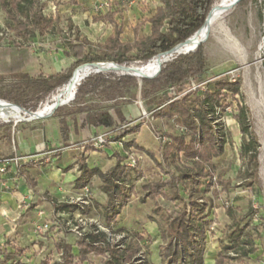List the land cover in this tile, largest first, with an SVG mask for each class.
<instances>
[{
  "label": "trees",
  "instance_id": "trees-1",
  "mask_svg": "<svg viewBox=\"0 0 264 264\" xmlns=\"http://www.w3.org/2000/svg\"><path fill=\"white\" fill-rule=\"evenodd\" d=\"M216 0H158L154 13L146 20L149 24V33L138 36L140 24L134 26L135 36L132 41H121L122 25L114 19V12L109 10L104 15L95 17L98 20H107L114 24V32L105 40V49L92 53L82 50L81 57L77 56L74 42L79 37H60L49 45V48L61 51L66 56L75 57L72 66L58 73L46 76L33 77L25 71L28 67L40 64L39 57L34 52V39L36 35L58 30L54 19L47 18L44 14V0H0V8L9 21L10 31L16 40L11 44L0 45V75H17L25 81L40 84L43 94L48 95L57 88L64 87L70 77L89 66H81L93 62H116L131 66L145 65L160 53L167 52L187 38L192 36L205 22ZM70 28V27H69ZM205 29L200 38L206 33ZM133 53L132 55L129 53ZM159 73L152 78H140L141 86L139 96L148 106L153 118H178L181 127L178 133H163L158 135L160 147L158 158L154 151L140 146L135 136L142 125L141 122L133 124L120 108L99 107L84 104L83 100L99 90L105 89L109 99L116 94L124 96L123 89L129 85H137L135 76L115 73H89L79 81L75 99L80 103L75 108L76 112L84 113L83 124L94 130L96 136L105 127H112L107 134H112V139L119 141L124 151L131 148L144 153L159 170L167 177L144 182L140 188L141 202H153L152 212L158 216V232L161 238L159 256L161 264H203L205 240L207 237V224L209 223L208 204L203 198V190L208 184L220 185L219 191H229V180L224 179V172L215 175L211 160L222 155L224 143L231 140V135L218 128L217 107L227 94L233 97L240 93V83L231 81L227 76H222L213 81L212 87L204 91L199 89L189 90L191 79L199 84L204 82L205 60L202 45L185 54H173L163 62ZM150 69L145 74L155 73L159 66ZM144 74V75H145ZM141 77V76H140ZM175 88L177 95L168 96V91ZM76 89V87H75ZM75 89L70 100L73 99ZM37 105L31 106V111H36ZM113 109L114 115L110 112ZM239 132V154L244 161L251 162L257 155V144L249 131L248 113L245 106L236 104V113H233ZM58 133L62 147L70 143V126L66 117L58 119ZM98 131V132H97ZM97 132V133H96ZM130 137V138H129ZM162 137L166 140L162 141ZM8 140V139H7ZM2 142V140L0 141ZM108 142H106V145ZM1 145V144H0ZM87 149L95 150L93 142H89ZM115 164L107 171L102 172L95 168L92 172L85 170L83 178L77 179V187L89 185L91 174H97L101 180V191L106 194L103 204L95 202L101 207V217L106 228L116 224L117 217L131 196L136 194L135 181L139 177L137 165L123 164L126 156L114 153ZM182 160L189 166L182 164ZM176 164L177 172L170 170V164ZM80 169L85 168L83 161ZM215 195L219 191L215 188ZM160 200L173 204L169 209ZM55 212L68 214L72 217L78 206L73 203L52 199ZM90 206H86L81 213H88ZM250 212L253 209L250 208ZM225 214L230 218L229 225L224 229L219 239V251L215 264H223L226 259L234 257H249L258 250L247 225H242V218H237L231 206H224ZM264 215V209H263ZM106 232H87L84 237L77 238L74 245H57V251L62 250L60 264H90L88 255H104L101 264H147V260L137 257L143 253L150 254L148 245L153 242L150 235L146 236L147 247L140 243L143 234L133 233V236L120 238L114 243L107 239ZM4 260L0 264H18L7 261L11 257L9 252L1 251ZM232 253L234 256H230ZM264 253L262 252L261 255ZM42 264H58L51 260H44Z\"/></svg>",
  "mask_w": 264,
  "mask_h": 264
},
{
  "label": "rangeland",
  "instance_id": "rangeland-1",
  "mask_svg": "<svg viewBox=\"0 0 264 264\" xmlns=\"http://www.w3.org/2000/svg\"><path fill=\"white\" fill-rule=\"evenodd\" d=\"M51 1H54V3L57 4L56 0ZM98 1L99 0L92 1L89 6L85 3L78 12H75L77 13L75 19L79 20L80 24V43H75L78 44V51L81 47L83 50L92 53L103 51L106 47L105 39L110 32L114 31V29H110V31L107 30L98 21L95 22L92 19V15H90L91 11H89V9L97 14L106 10L95 9ZM219 1L216 0L215 3ZM234 1L229 4V10L223 18L215 22L212 25L211 30L207 28L205 35L200 38V41L203 40L200 44L202 45L205 60L206 70L203 74L205 81L198 84L195 79H191L187 85L189 90H195L197 88L201 92L208 87L211 88L213 81L222 76H227L229 80L240 83V93L234 97L230 93L227 94L221 99L220 104L217 107V120L215 121V124L219 125L218 128H221L230 134L231 140H227L224 143V151L222 155L213 158L211 163L215 175L219 172H224L223 178L228 179L230 184L228 192L219 191L221 188L220 185L208 183L203 190V198L207 202L209 209V223L207 224L208 231L205 240L203 264H215L217 252L220 249L219 239L221 238L224 229L231 221L224 212V206L226 204L233 208L234 214L237 218H242V225L246 224L248 226L247 229L251 232V235L254 238V243L258 246V250L249 257H234L233 259H226L223 264H264V254L261 255L262 252L264 253V190L262 187V176L260 174V137H258L259 133H257L258 131L255 125L256 99L260 96L257 76L258 74L262 75L263 72V65L260 64L257 66L255 62L258 53L262 55V58L264 55V48L262 51L258 50V44L263 33L264 0H240L237 4H235ZM108 2L109 8H115L117 10V20L123 25L120 34L122 41L133 40L135 36L134 26L137 23L140 24L137 32L138 36L149 33V25L146 23V20L148 16L152 15L155 11L156 6L159 4L158 0H108ZM51 8V10H54V7ZM47 9V2H45L44 14L48 18ZM213 9L214 5L212 7V12ZM55 25L58 27V30L33 37L34 52L43 50L46 52L47 56H50L51 54H48L49 51L47 50V47L51 45L52 42L61 36L71 37L74 34L71 27H68L65 18H59L58 21L55 22ZM0 31L6 32V35L0 36L1 46L11 44L13 40H16V37H14L13 33L10 31L9 21L1 8ZM236 45H238V47ZM129 54L132 55L133 53L131 52ZM263 59L261 61H264ZM41 61L40 64L28 67L25 71L29 72L33 77H36L39 74L46 76L52 74L61 67L68 66L69 64V60L62 57L59 59L57 57H44ZM131 66L135 67V64L133 63ZM76 68L72 70L71 76ZM94 69L95 68H91L89 70L91 73H97L93 72ZM99 72L121 74L120 70L115 69L101 70ZM142 72L143 71L138 73L140 74ZM83 73L86 74L83 77L89 74L88 70ZM140 86L141 83L137 81V85L132 84L123 89L124 96L116 94V97L112 99H109L106 93L108 91H106L105 88L89 94L83 100V103L99 107L114 106V108H120L123 114L129 118L133 124L141 122V128L145 129L147 136L152 139L153 143L147 139H138V134L140 132L135 136L130 137H136L140 146L149 148L155 152L158 158H160L159 147L161 145L156 133H178L181 130V123L178 118H153L148 106L143 103L139 96ZM64 87L57 88L54 92L44 96L43 87L40 84L27 82L21 76L17 75H0V100L13 106L17 105V108L20 106L26 110L20 111L24 120L17 121L16 123H14V120L11 118L8 121L0 120V141L2 140V142H0L1 153H11V144L14 139L15 147L18 152H23L22 154H37L41 157L40 162L33 164L44 166L45 164L47 165L50 163L51 157L54 158L61 155L65 149H77L78 143L89 144V142H93L96 149H104L106 147V142H115L112 139L113 133L103 136L104 142L99 144L97 143L96 138L102 133V131H99L96 136H90L87 134L86 130L82 133L74 131L72 120H77V123L80 124L79 122L84 120V113L75 111V108L80 103V101L75 99V96L72 100H70L69 95L66 97L63 96L61 92ZM75 87L77 88L78 84H76ZM262 94L264 97V86ZM176 95L177 90L175 88L168 91L169 97ZM53 97H58L56 102L51 101ZM62 100H65L66 102L58 108L54 107L51 110H48L40 118L27 120L29 117L28 112L33 110L31 109V106L37 105L35 110L38 111V109H40L46 102L50 105L53 103H59ZM236 104H241L246 107L249 131L257 144V155L251 162L244 161L239 154L240 132L238 124L233 117V113H236ZM112 108L110 109V112L114 115ZM52 112L53 114H51ZM61 116L66 117V121L69 126H71L70 128L72 132L71 146L66 148H61L62 143L58 135V119ZM75 133L77 136H74ZM142 135L143 134H141V136ZM23 143H26L28 147L21 148ZM101 153L102 154L86 155L88 159L87 161H84V163L101 167L109 165L112 160L106 157L103 152ZM125 156L126 160L123 164H129L130 162L135 161V165H137L138 172L140 173L138 179L134 183L136 186V194L135 196H131L123 207L117 217L116 224L107 228V234H111L113 241H116L120 238L125 239L127 236H133V233L136 232L141 233L143 234V239L140 240V243L144 245V247H147L146 236L151 234L150 236L152 237L153 242L148 245V248H152L156 251L161 238L158 234L149 232H152L151 222L157 224L158 216L152 212V201L146 200L145 202H141L138 198L142 194L140 186L144 182L156 180L159 177L166 178L167 175L162 173L144 153L137 151L134 148H131ZM182 161L184 162H182L183 165H190L184 160ZM175 166L176 164L174 163L170 164V170L176 173L177 170ZM49 168L51 167L49 166L46 170L48 171ZM97 182L98 181L94 179V183L88 185L91 191L88 196L89 204L87 205L90 206V212L81 213V215L91 217L90 214L93 213L95 217L91 218L99 220L104 226L101 217V207L95 204V202H98L99 197L102 196L99 193V189L94 187V185H97ZM215 188L219 191L218 196L215 195ZM36 197L35 203L42 202L43 204L41 206L43 207L44 212L40 218L48 220L47 230L39 232L36 237L39 238V245L43 248V259L53 258L56 253L54 252V246L56 248L57 245H73L75 243L77 237L70 228L72 224H74L75 218L79 214V210H75L72 217L57 214L53 215L51 214V210L54 208L53 204L48 199L49 197L46 195H37ZM42 198H46L47 200L42 201ZM60 200L62 201L61 198ZM160 202L167 208L173 209L172 203L162 200H160ZM103 203H105V201ZM250 208L253 209V212H250ZM29 216L30 218L35 219V211L32 210L31 213H27L25 219ZM30 218H28V221L24 219L21 224V227L23 226V231L31 228ZM27 223L29 224L26 225ZM22 240L25 242L24 244H26V239L23 238ZM144 251L145 248H142L141 254L144 256V260L146 259L148 261L147 264H161V258L158 259L156 257L157 259L153 260L151 254H145L143 253ZM29 253L32 254L33 252L29 251ZM36 253L37 252H34L33 254ZM229 254L230 256H234L232 253Z\"/></svg>",
  "mask_w": 264,
  "mask_h": 264
},
{
  "label": "crops",
  "instance_id": "crops-1",
  "mask_svg": "<svg viewBox=\"0 0 264 264\" xmlns=\"http://www.w3.org/2000/svg\"><path fill=\"white\" fill-rule=\"evenodd\" d=\"M56 1H57V4H55L54 1H51V0H48V1L44 0V2H47V6H48V9H47L48 18L54 19V17L56 15H58L59 18H63V19L65 18L67 20L68 27H71V30L74 31V34H76L79 37V35H80V33H79L80 24H79V20L75 19L76 14H77L75 12H78L80 10V8L85 3L88 6L91 5L90 3H92V1H94V0H56ZM51 7H54V10H51L52 9ZM109 10H111L115 13L114 19L116 20V22L121 23L119 20H117V13H116L117 10L115 8H108V9L104 10L103 12H100L99 14H97L96 12H93L91 9H89V11H91L90 15H92V19L95 22H97L94 19L95 17L102 16L106 12H108ZM150 16H148V18ZM98 22L100 24H102L109 31H110V29H114V24L107 21V20H98ZM146 23L148 24L147 21H146ZM113 32H110L109 35L112 34ZM74 34L71 36V38L74 37ZM62 37H64V36H62ZM65 38H66V36H65ZM78 40H79L78 42L77 41L74 42V48L77 52V56L81 57V52L83 49L81 47L80 50L78 51V46H77L78 44H75V43H80V38ZM129 41H132V40H129ZM34 50H35V48H34ZM47 50L49 51L48 54H51L50 56H47L46 52L43 50L35 52V54L40 59V63L42 62L41 59H43L44 57L45 58L57 57L58 59L60 57H62L64 59L69 60L68 66L61 67L57 71L53 72L52 74L58 73L62 70H65V69L71 67L73 62L75 61V57L66 56L61 51H58V50L53 49V48H49V46L47 47ZM83 119H84V117H83ZM79 123L80 124L77 123V120L76 121L74 119L72 120V127H73L74 131H77V133H82L83 131L86 130L87 134H89L90 136L93 135L94 130H92V129L90 130L88 128V126L83 124V121H81ZM141 127H142V125H141ZM141 127H140L141 131H139L140 133L138 134V137H139L138 139H140V140H146L147 139L151 143H153L152 139H150L149 136H147L145 129L141 128ZM71 133L72 132H71V128H70V143H72ZM141 134H143V135L141 136ZM58 135H59V133H58ZM74 136H77V134L75 133ZM59 139H60V137H59ZM135 140H136V137H135ZM113 141H115V140H113ZM136 142H138V140H136ZM138 144H139V142H138ZM70 146H68V147H70ZM77 146H78L77 149L68 148V149H65L61 155H58L54 158L51 157L50 163H48L47 165L45 164L44 166H40L37 164H35V165L32 164V165L23 166V168L21 170V173L23 175L21 176V179H20L22 189H24L25 187H30L36 196L37 195L48 196L49 197L48 199L50 200L51 203H52V199H55L57 201H61L60 198L62 196H70L71 194H75L76 192L80 191L81 188L77 187V185H76L77 181L76 180L79 178H83V175H84V172L86 169L89 171H91V170L93 171L95 168H97L98 170L105 172L115 164L116 158L114 156V153H118L121 156H125V154L128 153V152L124 151V149H123V147L119 141L109 142L104 149L89 150V149H87L88 144H82V143H78ZM23 147L24 148L28 147V145L26 143H23L21 145V148H23ZM64 148H66V147H64ZM147 149H149V148H147ZM73 151H77V152H73ZM101 152H103L106 155V157H108L112 160L109 165H107L105 167L104 166L101 167V166L87 165L84 163L85 168L80 169V167H79L80 162L81 161H83V162L87 161V159H88L86 155L102 154ZM57 158H58V160H57ZM49 166L51 168H49V170L47 171L46 169H48ZM94 179H96L98 181L97 185L96 186L94 185V187L98 188L99 193L102 195L99 197L98 203L103 204V202L106 201V194L104 192H102L100 189L101 184H102V180L97 174H91V176L88 180L89 185H90V183H94ZM0 196L4 200L9 199L10 204H12V205L14 204L13 199L12 198L10 199V196L8 194L0 193ZM133 196H135V195H133ZM35 204H37V206L43 205L42 202L41 203L36 202ZM51 211H53V209ZM89 212H90V210H89ZM51 214H52V212H51ZM66 216H68V214ZM90 216L95 217V215H93V213H91ZM28 218H30V216ZM28 218L26 219V221L29 220ZM31 219L32 218H30V220ZM2 224H3V222H2V219L0 218V227L5 228V225H2ZM28 224L29 223H27L26 225H28ZM22 227H21V225L19 226L18 232L16 233V235L6 236L8 239H13L15 241V242L14 241H7L5 244V247L3 248V251L9 252L11 254V257L9 259H7V261H10L12 263L18 262V264H42L45 259H43V248L39 245L40 244L39 238L34 236L31 233L30 228L26 231H23ZM151 229H152V232L150 231L149 233H155V234L159 235L157 224L151 222ZM23 238L26 239V244H24L25 242H23V240H22ZM159 243L161 244V240ZM159 245L157 246L156 251L153 250L152 248H149L150 254H151V257L153 260L160 258L159 254H158L159 253ZM53 248H54V252H56L57 249L55 248V246ZM71 249L73 251H76L77 247L73 244V245H71ZM29 251H31L33 253L34 252H37V253L36 254H33V253L30 254ZM51 259L52 258H48L46 260H51Z\"/></svg>",
  "mask_w": 264,
  "mask_h": 264
},
{
  "label": "built area",
  "instance_id": "built-area-1",
  "mask_svg": "<svg viewBox=\"0 0 264 264\" xmlns=\"http://www.w3.org/2000/svg\"><path fill=\"white\" fill-rule=\"evenodd\" d=\"M109 8L108 0H99L96 5V10H104ZM6 35V32L0 31V36ZM24 110V109H20ZM26 111V110H24ZM9 120V119H8ZM5 120V121H8ZM4 121V120H2ZM17 121L14 120V123ZM112 127H105L101 131L102 133L97 136V143L102 144L104 142L103 136H105ZM166 138L162 137V141H165ZM14 139L11 144V153L3 154L0 151V193H6L12 198L14 204L9 203V199L4 200L0 196V218L2 219L5 228L0 227V262L4 260V255L1 252L5 247L7 241H14L13 239H8V235H16L18 232L19 226L23 223L25 215L32 210L36 213V218L30 220V231L34 236L41 231H46L48 227V220L42 217L44 212L42 206L35 205L36 195L30 187H25L22 189L20 179L23 175L21 170L23 166L30 165L33 163L40 162L41 157L35 153L21 154L17 151L15 147ZM183 162V161H182ZM184 163V162H183ZM127 166H134L135 161L125 164ZM90 188L88 185L83 186L79 192L70 196H62L61 199L63 202L73 203L78 206L79 214L75 218L74 224L71 226V231L75 234L77 238H82L87 232H97V230H102L108 233V229L103 226L99 220L91 217H85L81 215V211L89 204L88 196L90 195ZM47 200L42 198V201ZM53 215H67L65 213L52 211ZM44 217V216H43ZM26 220V219H25ZM107 239L110 243H114L112 235L107 234ZM15 242V241H14ZM140 252L137 257L144 259V256ZM62 250L56 251L55 257L52 258V262L60 264ZM104 259V255L90 254L88 255V262L90 264H101Z\"/></svg>",
  "mask_w": 264,
  "mask_h": 264
},
{
  "label": "bare ground",
  "instance_id": "bare-ground-1",
  "mask_svg": "<svg viewBox=\"0 0 264 264\" xmlns=\"http://www.w3.org/2000/svg\"><path fill=\"white\" fill-rule=\"evenodd\" d=\"M219 1V0H218ZM234 0H221L219 2H216L214 4V9L213 12L211 13V18L207 21V23L201 28V30L184 46L179 47L178 49V53L180 52H184L187 51L188 49H191L193 47H195L199 41V37L201 36V34L203 33V31L205 29H209L211 30L212 25L217 22L218 20L222 19L223 16L227 13V11L229 10V4L231 2H233ZM220 28V27H219ZM230 38V37H229ZM233 41V40H232ZM235 46V45H234ZM238 47V45H236ZM264 48V24H263V33L261 35L259 44H258V50L262 51V49ZM264 58V55H263ZM262 55H260L259 53L256 56V65L259 66L260 64L263 65V72L262 75L257 76V81H258V85H259V98L256 99V106H255V120H256V127H257V133H259L260 137V146H259V160L261 162V167H260V174L262 176V187L264 190V97L262 94L263 91V86H264V61H261L262 59ZM166 59H168L167 56H155L151 61L147 62L145 65H142L139 67V69H131L132 72L135 71V73L138 74V76L140 77L141 75H143L144 73H147L150 69L154 68L156 65H160L161 63H163ZM264 60V59H263ZM114 65H105V66H99V70H109V69H116V67H113ZM93 67H86L84 69H82L79 73L74 74L71 77V80L65 85L63 91L61 92L63 94V96H67L69 95V97L72 96L73 93V88L76 86V84L79 83V81L82 79V77L86 74H84L83 72L88 70V73H91L89 69H91ZM142 73H138L141 72ZM87 73V74H88ZM58 99L57 98H52L51 101L52 102H56ZM57 103H53V104H47V102L45 104L42 105V107L40 109H38L37 113L34 115L35 118H40L42 117L48 110H51L52 108L56 107ZM20 108H17L16 106L10 105L7 102H4L3 100H0V120H8V119H13L16 121H20V120H24L23 116L20 113Z\"/></svg>",
  "mask_w": 264,
  "mask_h": 264
},
{
  "label": "water",
  "instance_id": "water-1",
  "mask_svg": "<svg viewBox=\"0 0 264 264\" xmlns=\"http://www.w3.org/2000/svg\"><path fill=\"white\" fill-rule=\"evenodd\" d=\"M240 0H235L234 3L237 4ZM211 13H212V9L209 11L206 19H205V22L204 24L202 25V27L207 23V21L211 18ZM201 27V28H202ZM201 28H199L192 36H190L189 38H187L184 42H181L179 43L178 45H176L175 47H173L171 50L167 51V52H164V53H160L158 54L157 56H160V55H163V56H167L168 59L169 57H171L173 54H185V53H188L190 51H194L196 48H198V46L200 45L201 42H203V40H201L195 47L191 48V49H188L187 51H184V52H180L178 53V49L179 47H182L184 45H186L200 30ZM168 59H166L165 61H167ZM164 61V62H165ZM114 65L116 67L115 70H120L122 74L126 73L128 75H131V76H135L137 79H138V82L141 83V79L140 78H152V77H155L159 71H160V68H161V65L159 66L158 70L153 73V74H145V75H141V77L138 76L137 73L135 72H132L131 69L133 68H136V69H139L138 66H127V65H124V64H119V63H116V62H93V63H84L82 64L83 66H90V67H93L95 68L93 72H99L101 70H99V66L101 65ZM162 64V63H161ZM81 65V66H82ZM81 66L77 67L75 70H77L78 68H80ZM103 71V69H102ZM74 73V72H73ZM73 75V74H72ZM71 80V77L70 79L68 80V82ZM67 82V83H68ZM66 83V84H67ZM79 85V83H78ZM76 92H77V88H76V91L74 92V96H76ZM73 96V98H74ZM66 101L65 100H62L60 101L59 103H57V106L56 108H58L59 106L63 105ZM16 105V104H14ZM17 106V105H16ZM20 109H23L22 107L18 106ZM54 112V111H53ZM53 112L51 114H53ZM37 113V111H29L28 114H29V117L27 118V120H30V119H36L34 117V115Z\"/></svg>",
  "mask_w": 264,
  "mask_h": 264
}]
</instances>
